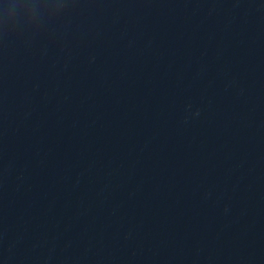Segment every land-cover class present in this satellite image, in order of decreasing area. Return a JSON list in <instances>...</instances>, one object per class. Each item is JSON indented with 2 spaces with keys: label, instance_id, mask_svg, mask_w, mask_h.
<instances>
[{
  "label": "water",
  "instance_id": "1",
  "mask_svg": "<svg viewBox=\"0 0 264 264\" xmlns=\"http://www.w3.org/2000/svg\"><path fill=\"white\" fill-rule=\"evenodd\" d=\"M0 264H264V0H0Z\"/></svg>",
  "mask_w": 264,
  "mask_h": 264
}]
</instances>
